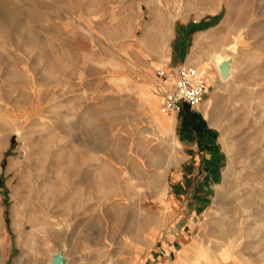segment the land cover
I'll use <instances>...</instances> for the list:
<instances>
[{"label":"rangeland","instance_id":"1","mask_svg":"<svg viewBox=\"0 0 264 264\" xmlns=\"http://www.w3.org/2000/svg\"><path fill=\"white\" fill-rule=\"evenodd\" d=\"M182 3L153 21L161 8L144 0H0L13 16L0 27V264L62 251L66 264H224L234 236L264 263V0ZM232 41L221 78L209 51ZM184 64L209 85L194 107L218 149L206 202L176 182L184 156L163 106Z\"/></svg>","mask_w":264,"mask_h":264},{"label":"crops","instance_id":"2","mask_svg":"<svg viewBox=\"0 0 264 264\" xmlns=\"http://www.w3.org/2000/svg\"><path fill=\"white\" fill-rule=\"evenodd\" d=\"M174 117L176 139L180 146V152L184 156L176 170V182L182 189L190 187V192L186 195L187 198L206 202L203 197L208 195L205 193V189L202 191V188L204 186L212 187V180H208L205 174L212 173L215 165L217 167L218 164L215 131L206 124L205 118L200 112L187 104H182L181 110L174 113ZM180 192L181 195H175V198L184 196L183 192ZM168 246L170 247V245ZM173 264L179 263L174 262Z\"/></svg>","mask_w":264,"mask_h":264},{"label":"bare ground","instance_id":"3","mask_svg":"<svg viewBox=\"0 0 264 264\" xmlns=\"http://www.w3.org/2000/svg\"><path fill=\"white\" fill-rule=\"evenodd\" d=\"M146 3H150V4H153V5H155V6H157V7H159V8H161V9H158V10H156V11H153V15H154V18H153V21L156 19V18H162V19H165V16H164V13H165V9H169L170 7H174L175 9H177L178 10V12H179V9L181 8V7H183V0H144ZM235 1V0H234ZM184 2H185V0H184ZM193 2H195V1H193ZM201 2V1H200ZM200 2H198V3H200ZM238 2V1H237ZM200 5V4H199ZM181 12V11H180ZM179 12V13H180ZM35 16V15H34ZM33 16V17H34ZM177 17V16H176ZM13 18V16L10 14V15H7V16H4V15H0V27L2 28V29H5L6 27H7V25H8V21L10 20V19H12ZM90 20V19H89ZM90 23V22H89ZM168 30H170V28L168 27L167 28ZM147 34V33H146ZM213 35H214V33L213 32H211L207 37H206V42H211L212 40H213ZM234 37V36H233ZM33 38V37H32ZM234 39H235V37H234ZM148 40V38L146 37V36H144L143 37V41L144 42H146ZM149 41V40H148ZM236 43V41L234 42V41H232V43H228V44H225V45H222L221 47H218V46H213V48L209 51V56H210V60L213 62V65L215 66V69H216V74L219 76V77H221V78H226V77H228V76H230L232 73H233V63L232 62H230V55H229V50L230 49H232V48H234L232 45H234ZM30 47V46H29ZM30 50V49H29ZM26 55V54H25ZM260 58V57H259ZM258 60V59H257ZM202 66V72H203V74H204V70H205V67H204V65H201ZM223 66H225L226 67V69H227V72L225 71H223ZM171 79V78H170ZM122 81H125L126 79H121ZM165 82V81H164ZM168 83L170 84V83H172V81L171 82H169L168 81ZM171 85V84H170ZM169 85V86H170ZM144 86V85H143ZM247 91V90H246ZM144 93V92H143ZM63 94H65V93H63ZM144 95H145V97H146V95H147V93L145 92L144 93ZM61 96V95H60ZM142 97V96H141ZM63 99V98H62ZM41 105H43V104H41ZM40 106V105H39ZM21 119V118H20ZM27 119V118H26ZM30 119V118H29ZM162 119V118H161ZM90 120V119H89ZM166 121V120H165ZM49 121H45L44 123H43V125L41 126V129L39 130L41 133H47V134H50L51 133V131L49 130L48 131V129H49V123H48ZM163 122L158 118V124H162ZM171 123H172V121H171ZM162 126V125H161ZM163 127V126H162ZM165 127V126H164ZM56 129V128H55ZM17 130V133H18V135H20L22 138H24L25 137V135L23 134V132H21L20 130L21 129H19V128H17L16 129ZM49 136V135H48ZM52 138V137H51ZM26 139V138H25ZM51 141V140H50ZM25 143V142H24ZM48 143H49V141H48ZM51 143V142H50ZM47 145V143L46 144H44L43 146H41V148L42 149H44L45 148V146ZM49 145H51V144H49ZM27 146H29L30 147V143L29 142H27ZM55 147V146H54ZM31 148V147H30ZM52 148V147H51ZM41 149V150H42ZM60 152V151H59ZM56 156V155H55ZM25 158L26 159H28V161H29V170H28V175H27V177H28V190H29V195H30V197H32L33 196V178L34 177H38V174H39V172H38V170L36 171V167H35V164L34 163H31V154H30V152H28L27 154H26V156H25ZM57 164V163H56ZM52 170V169H51ZM35 178V179H36ZM38 179V178H37ZM37 184V183H36ZM43 186V185H42ZM35 201V200H34ZM45 205V204H44ZM35 206H37V205H35ZM33 213V212H32ZM224 213V212H223ZM35 215H37V214H35ZM39 217V216H38ZM32 226H34V225H32ZM263 226V225H262ZM35 227V226H34ZM37 235H38V232H36L35 231V229H32L31 231H30V233H29V239H28V242H30V243H33V242H35V239H36V237H37ZM225 243L227 244V247L225 248V249H227L228 251H223L222 253H221V259H225L226 261H225V263H227V264H249L251 261L253 262L254 260H256V259H251V258H249V257H246L244 254H242L241 252L240 253H237V252H234L233 251V249L235 248V249H237L238 248V246L242 243V241H237V237L236 236H234L232 239H230L229 241H222V244H221V246H224L225 245ZM206 248V247H205ZM200 250H201V248H200ZM63 253V251L62 252H58L57 254L56 253H52V261H53V259H54V257L55 256H58V255H61ZM201 253V252H200ZM64 254V253H63ZM209 254V253H208ZM260 256H261V254H260ZM64 258H65V264H66V257L64 256ZM184 258V257H183ZM259 259H261L260 257H259ZM50 260H51V258H50ZM258 260V259H257ZM196 263V264H208V262L207 261H203V262H196V261H189V262H187L186 264H193V263ZM220 261H215V262H212V263H210L209 262V264H220L219 263ZM258 262V261H257ZM223 263V262H222ZM224 263V264H225ZM264 264V263H263Z\"/></svg>","mask_w":264,"mask_h":264},{"label":"built area","instance_id":"4","mask_svg":"<svg viewBox=\"0 0 264 264\" xmlns=\"http://www.w3.org/2000/svg\"><path fill=\"white\" fill-rule=\"evenodd\" d=\"M177 77L165 91L163 106L165 111L179 112L182 104L191 108L198 106L209 91L208 81L189 65H181L177 69ZM159 79L164 82L167 78L163 70L158 71Z\"/></svg>","mask_w":264,"mask_h":264},{"label":"water","instance_id":"5","mask_svg":"<svg viewBox=\"0 0 264 264\" xmlns=\"http://www.w3.org/2000/svg\"><path fill=\"white\" fill-rule=\"evenodd\" d=\"M223 71L227 72V69L225 66H223ZM53 264H65L64 254L62 253L61 255L55 256L53 259Z\"/></svg>","mask_w":264,"mask_h":264}]
</instances>
